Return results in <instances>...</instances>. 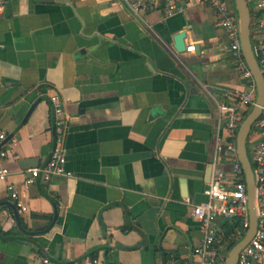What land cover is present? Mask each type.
Instances as JSON below:
<instances>
[{"label":"crops","instance_id":"1","mask_svg":"<svg viewBox=\"0 0 264 264\" xmlns=\"http://www.w3.org/2000/svg\"><path fill=\"white\" fill-rule=\"evenodd\" d=\"M218 20L208 1L166 15L134 13L121 0H2L0 264L193 259L201 230L192 204L206 199L214 171L231 170L215 154L217 137H227L217 102L245 84ZM54 93L70 173L28 182L53 145Z\"/></svg>","mask_w":264,"mask_h":264},{"label":"built area","instance_id":"2","mask_svg":"<svg viewBox=\"0 0 264 264\" xmlns=\"http://www.w3.org/2000/svg\"><path fill=\"white\" fill-rule=\"evenodd\" d=\"M134 13L147 10L161 9L164 14L171 15L184 11L186 5L194 2L208 1L215 6L219 13V25L230 37V52L234 65L245 81L241 88L226 90L225 99L217 102L218 120L223 121L226 131L225 143L222 137H217L214 148L215 154H226L231 160V170H216L213 172L203 192L206 199L193 203L190 215L199 221L201 235L198 243L193 246V259L184 264H226L227 254L220 248L219 242L224 235V220L237 219L238 225L229 234L231 238L239 240L246 232L249 223V209L246 191V182L241 162L237 153L236 133L239 124L253 106L256 98V83L251 69L246 63L239 34V22L228 0H121ZM250 10V38L255 58L264 76V0H246ZM2 0H0L1 6ZM194 45L187 46L193 50ZM52 110L54 133L53 145L47 161L39 166L29 168L28 182L36 176L49 180L55 174H69L65 169V153L62 146L65 124L63 119L64 102L59 94L49 96ZM6 138L0 132V145ZM247 145L250 147L249 158L254 176V204L257 218L256 229L248 242L240 249L237 264H264V104L261 113L252 123L247 136ZM0 155H6L5 149H0ZM8 169L0 166V178H5ZM10 195L17 200L23 209L26 206L18 201V193L13 185L7 186ZM40 264H113L101 261L95 256L84 255L71 261L58 260L48 255L40 257Z\"/></svg>","mask_w":264,"mask_h":264},{"label":"water","instance_id":"3","mask_svg":"<svg viewBox=\"0 0 264 264\" xmlns=\"http://www.w3.org/2000/svg\"><path fill=\"white\" fill-rule=\"evenodd\" d=\"M236 6L239 22V34L241 41V49L246 63L252 71V74L256 83V98L253 106L249 112L245 115L241 123L239 124L236 133V146L239 160L242 165L244 172L249 218L250 223L245 232V234L237 240L229 249L226 259V264H237L238 255L240 249L248 242V240L253 235L256 229V213L254 204V176L251 161L247 151V136L249 134L252 123L261 113L262 105L264 104V76L260 70L259 64L255 58L252 43L250 38V10L249 5L246 0H233ZM184 32H178L174 36V47L177 50H183L185 44L183 42ZM16 218L20 225V220L18 219V214L16 212ZM56 218V213L54 214V219Z\"/></svg>","mask_w":264,"mask_h":264},{"label":"trees","instance_id":"4","mask_svg":"<svg viewBox=\"0 0 264 264\" xmlns=\"http://www.w3.org/2000/svg\"><path fill=\"white\" fill-rule=\"evenodd\" d=\"M238 225L237 219L233 220H225L223 227H224V235L221 238L220 242L224 245L226 251L230 249V247L235 243V240L229 236L230 232L234 230V228Z\"/></svg>","mask_w":264,"mask_h":264},{"label":"rangeland","instance_id":"5","mask_svg":"<svg viewBox=\"0 0 264 264\" xmlns=\"http://www.w3.org/2000/svg\"><path fill=\"white\" fill-rule=\"evenodd\" d=\"M250 147H249V145H247V151H248V154H250Z\"/></svg>","mask_w":264,"mask_h":264}]
</instances>
